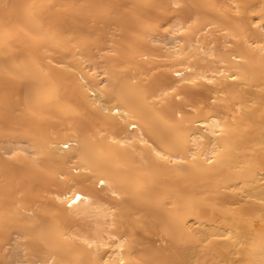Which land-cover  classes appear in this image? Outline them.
Wrapping results in <instances>:
<instances>
[{
  "label": "bare ground",
  "instance_id": "obj_1",
  "mask_svg": "<svg viewBox=\"0 0 264 264\" xmlns=\"http://www.w3.org/2000/svg\"><path fill=\"white\" fill-rule=\"evenodd\" d=\"M221 1L0 0V264H264V0Z\"/></svg>",
  "mask_w": 264,
  "mask_h": 264
},
{
  "label": "rangeland",
  "instance_id": "obj_2",
  "mask_svg": "<svg viewBox=\"0 0 264 264\" xmlns=\"http://www.w3.org/2000/svg\"><path fill=\"white\" fill-rule=\"evenodd\" d=\"M223 1V0H222ZM221 1V2H222ZM174 4V5H173ZM222 4V3H221ZM172 5L173 6H175L174 8H171L170 6H169V9H168V12H167V16L166 17H164L163 18V20L164 21H162L163 22V24H161V25H164L163 27V30H161L160 32L162 33L161 35H157L156 37L157 38H161L160 40H162V41H164L165 40V37H167L170 33H169V31L168 30H170V31H172L173 29H174V26L172 25V24H176V22H178V20H179V18H178V13H176L177 11H179L178 9V7H179V5L180 4H176V3H173L172 2ZM175 9H177L176 11H175ZM170 13V14H169ZM176 17V18H175ZM166 18V19H165ZM177 19V20H176ZM174 20H176V21H174ZM190 21H192V20H190ZM191 23V22H190ZM189 22H188V24H190ZM101 24L102 23H100V25H99V28L101 29V33H100V37H101V35L102 36H104L106 33L105 32H107V34L105 35V37H102V41H99V43L97 44V46H93V52L95 53V54H104V57H105V55H106V57L104 58V60L106 61V59L107 60H109V58H110V56H112V50L113 49H111L112 47H113V45L115 44V42H116V40H118V39H116V38H118L119 36L118 35H120V30L118 29V25L117 24H102V27H101ZM174 24V25H175ZM217 24H215V26L214 25H211L210 27H208V32H206L208 35H207V43H209V42H211V44L213 43V45H211V44H209V46L211 45L213 48H216V50H219V48H221L220 50H219V52L221 51V50H223V51H221V52H225V51H228L233 45H230V44H232V43H227V41H230V40H232V38L231 37H228V38H225V31L223 30V29H221V27H219L218 25L216 26ZM118 26V27H117ZM109 27V28H108ZM162 27V26H161ZM218 27V28H217ZM211 28H212V30H211ZM216 29V31H215V29ZM220 28V29H219ZM162 29V28H161ZM166 29H168V30H166ZM105 33H103V32ZM212 32L214 33V34H212ZM212 34V35H211ZM165 35H167V36H165ZM210 35V36H209ZM153 37L154 36V34H152V35H149V37H147L148 39H149V43H150V45L152 46V52H153V50H154V48H155V50H154V52H153V58L156 60H158V59H161L162 60V62H160V61H158V63H157V60H156V63H155V65H156V67H154V71H153V69H152V73L153 72H155L154 74H156L157 73V71H158V73H159V69H162L163 70V67H161V66H163L165 63H167L169 60H168V58L165 56V58L163 59V57L162 56H160L159 54H162L163 52H165V51H163L162 50V53L160 52L161 51V46H163L164 45V42L163 43H161V41H160V43L159 42H152L151 41V39L152 38H150V37ZM164 36V37H163ZM214 36H217L216 38H217V40L214 38ZM221 36H222V38H221ZM209 37H212V38H209ZM163 38V39H162ZM168 38V37H167ZM167 38H166V43H167ZM99 39V40H100ZM221 39H223V40H221ZM228 39H230V40H228ZM170 40V39H169ZM212 40V41H211ZM215 40V41H214ZM221 40V41H220ZM226 40V41H225ZM225 41V42H224ZM102 42V43H101ZM159 43V44H158ZM220 44L221 43V45H217V44ZM226 43V44H225ZM152 44H154V45H152ZM163 44V45H162ZM223 44V45H222ZM157 45H158V47H157ZM100 46V47H99ZM210 46V47H211ZM220 46V47H219ZM224 46H226V47H224ZM219 47V48H218ZM101 48V49H100ZM224 48H226V49H224ZM114 53V52H113ZM157 53H159V54H157ZM99 54V55H100ZM165 54V53H164ZM158 55V56H157ZM163 55V54H162ZM212 57H214V56H212ZM211 57V58H212ZM144 58H146V57H144ZM213 59V58H212ZM97 61H101V59H97ZM158 64V65H157ZM216 65H219L220 63L219 62H217V63H215ZM154 65V66H155ZM157 66H160V67H157ZM156 68H157V70H156ZM159 68V69H158ZM161 70V71H162ZM157 73V74H158ZM145 77H147V76H144V78ZM146 79V78H145ZM212 95H214V94H212ZM210 102H216V99H215V97H212L210 100H209ZM187 106V107H186ZM184 108V110L186 111L185 113H187V114H189V112L191 113V112H194L195 111V109H194V107L192 106V105H190V104H188V105H186ZM20 195V194H19ZM17 196V195H16ZM18 197V196H17ZM156 243L157 244H160V239L159 238H157L156 237Z\"/></svg>",
  "mask_w": 264,
  "mask_h": 264
},
{
  "label": "snow or ice",
  "instance_id": "obj_3",
  "mask_svg": "<svg viewBox=\"0 0 264 264\" xmlns=\"http://www.w3.org/2000/svg\"><path fill=\"white\" fill-rule=\"evenodd\" d=\"M77 199H79V197H77Z\"/></svg>",
  "mask_w": 264,
  "mask_h": 264
}]
</instances>
